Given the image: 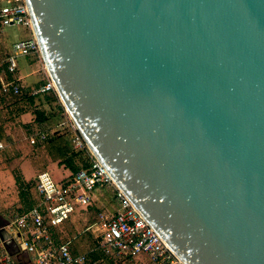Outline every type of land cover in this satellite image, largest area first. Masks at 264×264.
<instances>
[{
	"label": "water",
	"instance_id": "water-1",
	"mask_svg": "<svg viewBox=\"0 0 264 264\" xmlns=\"http://www.w3.org/2000/svg\"><path fill=\"white\" fill-rule=\"evenodd\" d=\"M25 1L76 130L172 251L264 264V0Z\"/></svg>",
	"mask_w": 264,
	"mask_h": 264
},
{
	"label": "built area",
	"instance_id": "built-area-1",
	"mask_svg": "<svg viewBox=\"0 0 264 264\" xmlns=\"http://www.w3.org/2000/svg\"><path fill=\"white\" fill-rule=\"evenodd\" d=\"M0 22L20 26L31 32V38L16 42L5 60V71L12 77L0 86V97L5 99L23 96L18 80V59L40 54L33 35L32 23L25 0H2ZM49 78L40 88L30 91L38 95L53 91ZM69 119V117H68ZM70 120V119H69ZM69 143L73 151L85 150L90 163L85 168L71 172L56 181L46 171L36 176L33 190L35 204L14 216L12 221L0 226L15 242L18 254H24L33 264H186L147 222L124 192L116 185L103 165L92 154L70 120ZM66 124L61 122L58 128ZM48 130L33 129L28 137L31 146L49 139ZM0 144V148H1ZM111 190L115 200L113 213L100 212L89 225L92 242L87 252L76 249L77 236L59 241L54 230L71 221L80 210L95 204L96 193ZM0 264H20L4 249L0 240Z\"/></svg>",
	"mask_w": 264,
	"mask_h": 264
},
{
	"label": "rangeland",
	"instance_id": "rangeland-1",
	"mask_svg": "<svg viewBox=\"0 0 264 264\" xmlns=\"http://www.w3.org/2000/svg\"><path fill=\"white\" fill-rule=\"evenodd\" d=\"M26 28L20 26H9L5 25L2 28V33L5 36V40L7 41L8 45L6 46V51L4 50V55L1 56L2 64L4 63L5 54L9 53L11 50V46L14 42H17L20 39H23L27 36L25 31ZM3 54V52H2ZM35 54L29 56L31 59L30 64L25 67V58L18 59L19 65V72L18 76L22 77L21 84L24 89L25 93H28V90L32 89L33 87H37L43 84L47 79L43 76V63H37L35 61H39L35 59ZM41 57V55H40ZM42 58V57H41ZM29 66V67H28ZM45 68V64H44ZM48 73V72H47ZM55 95L57 98V102H52L51 97ZM42 100V104L38 98L36 99L35 105L30 106L28 112H32L35 110L43 111L47 116L50 115H58V119L52 116V119H48V121L44 124H37V126L28 127L25 129H19V131L15 132L13 126L10 123H15L17 121V116L14 114V110L16 108L19 109L21 105H25L28 107V103L25 100V97L22 96L20 98H10L6 97L4 99V108L3 113L1 114L2 119L9 121V128L11 132L14 134L13 137L15 138V142L19 145L15 147V145H10L6 152V155L1 157V162L4 164V171L8 176L11 178L14 177L15 180L14 184L10 182V185L7 187V197L9 201H12V197L17 196L19 199L18 205H15L12 208H9L7 211L2 210L6 209L3 208L4 206L0 205V212L5 214L9 220H12V211L17 212L23 209L26 206V201L22 200V198H18L20 192L19 181H25L32 183L37 173L43 170L50 171L54 176L55 179H60L61 175L58 174V170L61 169L62 165L58 164V158L54 150L51 149L48 140L44 143H38L37 145L31 146L28 142V137L32 133L33 129L39 130H48L50 133L49 138L53 133H61L66 134L67 139L69 141V126L71 124L70 120L68 119V115L66 114L64 108L62 107L59 98L57 97L55 91H49L44 94V96H40ZM45 100V101H44ZM49 102V104H46ZM59 104L62 107V114H57V109L55 108L56 105ZM56 109V110H55ZM33 115V114H32ZM57 117V116H56ZM34 119V115H33ZM64 122L66 125L62 128H58V124ZM31 125V124H28ZM10 132V131H9ZM67 132V133H66ZM71 147V146H70ZM18 179V183H17ZM26 179V180H25ZM7 201V202H9ZM97 206L92 208H87L86 210H80L77 212L72 220L64 225L62 228H59L55 231L56 235L60 238L64 239L71 236H77L76 242V249L79 252H84L86 249L89 248L92 238H91V231L88 230L89 225L96 217L100 209H103L104 202L100 198L96 204ZM10 212V213H9Z\"/></svg>",
	"mask_w": 264,
	"mask_h": 264
},
{
	"label": "crops",
	"instance_id": "crops-1",
	"mask_svg": "<svg viewBox=\"0 0 264 264\" xmlns=\"http://www.w3.org/2000/svg\"><path fill=\"white\" fill-rule=\"evenodd\" d=\"M2 5H3V2H2V0H0V6H2ZM4 26H5V24L0 22V86L2 85V83H6V82H8V80L12 79V77L10 75H8L6 73V71H5V65H6L5 64V60H6L7 56L9 55V53L11 52V50L9 51V53L5 54V59H4V63L3 64H2V61H1V56L4 55V50L6 51V46L8 45L7 41L5 40V36L2 33L3 32L2 28H4ZM9 26H12V25H9ZM25 31L27 33V36L25 38H23V39L18 40L17 42L31 38V32L28 29H25ZM14 43H16V42H14ZM11 48H12V46H11ZM2 52H3V54H2ZM33 54H35L34 55L35 59L39 60V61H35V62L40 63V64L43 63V60L40 57V54L35 53V52ZM29 58H30L29 56L25 58V67L27 65H31L30 64L31 59H29ZM43 76H45L47 81H48L49 75H48L46 69L44 68V64H43ZM16 78H18V80L21 83L22 77L18 76V73H17V77ZM45 83H46V81L43 84H41V85H39L37 87H33L32 89H30V91L38 89V87L40 88ZM45 93H47V92H45ZM3 104H4V99H2L0 97V144L2 146L0 148V205L4 206L3 208H6V209H2V210H6L7 211L9 208H12V206L14 207L15 205H18L19 199H17V196H15V197L13 196L12 197V201H9V199L7 197V192H6L7 191V187L10 185V182L14 184L15 180H13L14 177L11 178L4 171V166H3L4 164L1 162V157L3 155H6L8 147L10 145H15V147H16L19 144L17 142H15V138L13 137L14 134L11 132V129L9 128V126H10L9 125V121H7L5 119L3 120L2 119L3 117H1V114L3 113V109H5L4 108L5 105H3ZM26 110H28V109L24 108L23 105H21L19 107V109L16 108L14 110V114L18 115L17 116V121L15 123H10V124L13 126V129H14L15 132L19 131V129L22 130V129H25V128H28V127L30 128L33 125L37 126V124L34 123L36 121H35V119H33V115L31 114V112H28ZM28 124H31V125H28ZM69 146H70V143H69ZM43 171L48 172L53 177V179L56 180V181H60L61 179L65 178L67 175H69L71 173V171L67 167H65L64 165H62L61 169L58 170V174L61 175L60 179H55L54 178L55 175H53L48 170H43ZM43 171H40L39 173H41ZM39 173H37V175ZM36 176H35V178H34L32 183L25 182L23 180L24 183L29 185V190L26 193H24V196H21V194L18 192L19 193L18 198H20V199L22 198V200L26 201V206L23 209H21V210H19L17 212H13L14 211L13 210L12 211V219L14 218L15 215H17V214H19V213H21L23 211L28 210L29 208H31L35 204L36 197H35V194H34V190L32 188H33ZM22 191L24 192V189ZM100 198L103 200L105 206H103L102 210L100 209L99 213L100 212H105V213H110V214L113 213V209L112 208L116 204H115V200H114L113 193L111 192V190L105 189L103 191H100V193H96V199H95V204L94 205L97 204V202H98V200ZM7 201H9V202H7ZM11 221L12 220H9L8 217H6L5 214L0 212V226L7 225ZM69 222H67L66 224H68ZM63 226H60L59 228H62ZM59 228H56V230L59 229ZM56 230H54V235L58 239L60 237L56 236V233H55ZM71 237H73V236H71ZM67 239H69V237L64 238V239L60 238L58 240L59 241H66ZM87 250L88 249H86V251H84V252H87ZM13 257H14L15 261H17L20 264H33L32 261L31 262L28 261L29 260L28 257L26 255H24V254H20V253L18 254V252H17L16 255L13 256Z\"/></svg>",
	"mask_w": 264,
	"mask_h": 264
},
{
	"label": "trees",
	"instance_id": "trees-1",
	"mask_svg": "<svg viewBox=\"0 0 264 264\" xmlns=\"http://www.w3.org/2000/svg\"><path fill=\"white\" fill-rule=\"evenodd\" d=\"M29 92L30 90H28V93ZM28 93L23 92V96L25 97V100L28 103V107L24 105V108L29 109L30 106L35 105L37 98L38 100H40L42 104V100L40 99V96L42 95L44 96L45 93H41V94L34 95V96ZM51 100L52 102H55V103L57 102V98L55 97V95L51 97ZM46 104H49V102H46ZM55 108L58 111L57 114L59 115L62 114L63 110L59 104H57ZM32 114L34 115V119L38 124H44L48 121V119H52V116H54V115L47 116L43 111H38V110L33 111ZM56 116L54 117L58 119V115ZM48 143L51 149L55 151L57 158L59 160V164L64 165L71 172H76L80 168H85L90 163V157H89L88 152H86L85 150L73 151L71 149L65 133L64 134H61L58 132L53 133L51 137L48 139ZM17 183H18V179H17ZM19 187H20L19 193L21 194V196H24V193H26L29 190V185L24 183L23 181H21V183L19 181ZM23 189H24V192L22 191Z\"/></svg>",
	"mask_w": 264,
	"mask_h": 264
},
{
	"label": "bare ground",
	"instance_id": "bare-ground-1",
	"mask_svg": "<svg viewBox=\"0 0 264 264\" xmlns=\"http://www.w3.org/2000/svg\"><path fill=\"white\" fill-rule=\"evenodd\" d=\"M45 64V63H44ZM45 69H46V67H45ZM46 71H47V69H46ZM49 75V74H48ZM53 86H54V91L56 92V94H57V96H58V93H57V89H56V87H55V85L53 84ZM58 98H59V100H60V103H61V105H62V107L64 108V110H65V112H66V114L68 115V117H69V119L72 121V123L74 124L75 123V121H74V119H73V117L69 114V112L67 111V109L65 108V106H64V103H63V101H61V99H60V97L58 96ZM74 125H76V123L74 124Z\"/></svg>",
	"mask_w": 264,
	"mask_h": 264
}]
</instances>
